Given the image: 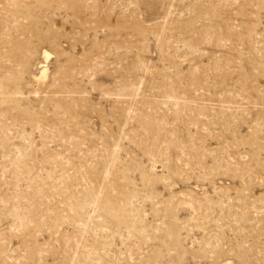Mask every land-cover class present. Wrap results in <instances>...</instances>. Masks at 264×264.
<instances>
[{"label":"rangeland","instance_id":"374dc122","mask_svg":"<svg viewBox=\"0 0 264 264\" xmlns=\"http://www.w3.org/2000/svg\"><path fill=\"white\" fill-rule=\"evenodd\" d=\"M0 264H264V0H0Z\"/></svg>","mask_w":264,"mask_h":264},{"label":"bare ground","instance_id":"6f19581e","mask_svg":"<svg viewBox=\"0 0 264 264\" xmlns=\"http://www.w3.org/2000/svg\"><path fill=\"white\" fill-rule=\"evenodd\" d=\"M43 71H44V70H43ZM45 74H46V71H44L42 75H45Z\"/></svg>","mask_w":264,"mask_h":264}]
</instances>
